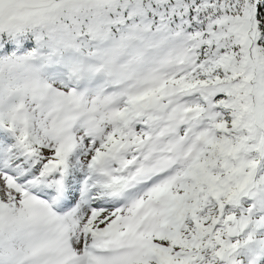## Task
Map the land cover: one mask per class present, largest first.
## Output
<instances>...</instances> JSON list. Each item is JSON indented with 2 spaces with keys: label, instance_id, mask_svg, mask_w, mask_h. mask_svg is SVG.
<instances>
[{
  "label": "snow or ice",
  "instance_id": "obj_1",
  "mask_svg": "<svg viewBox=\"0 0 264 264\" xmlns=\"http://www.w3.org/2000/svg\"><path fill=\"white\" fill-rule=\"evenodd\" d=\"M0 264H264V0H0Z\"/></svg>",
  "mask_w": 264,
  "mask_h": 264
}]
</instances>
